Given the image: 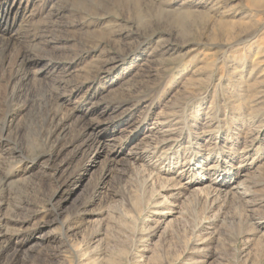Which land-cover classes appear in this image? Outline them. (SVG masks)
<instances>
[{
	"label": "rangeland",
	"instance_id": "rangeland-1",
	"mask_svg": "<svg viewBox=\"0 0 264 264\" xmlns=\"http://www.w3.org/2000/svg\"><path fill=\"white\" fill-rule=\"evenodd\" d=\"M0 250L264 264V0H0Z\"/></svg>",
	"mask_w": 264,
	"mask_h": 264
},
{
	"label": "bare ground",
	"instance_id": "bare-ground-1",
	"mask_svg": "<svg viewBox=\"0 0 264 264\" xmlns=\"http://www.w3.org/2000/svg\"><path fill=\"white\" fill-rule=\"evenodd\" d=\"M244 2H245V4H247V5H250V6H254V7H256V6H258V5H261L262 4V0H244ZM202 3V2H201ZM177 9V8H176ZM217 12V11H216ZM188 13V12H187ZM190 13V12H189ZM201 13V18H200V20H199V24H202V25H204L205 27L207 26V25H211V26H213V28L211 29L212 30V34L211 35H213V38H216L217 36H219V33H220V31H222L223 33H226L227 34V32L228 31H230V29L234 26V25H238L239 27H244V25H246V23H234V22H232V21H230V20H225L222 16L219 18H215L213 15H211V14H208L207 12H200ZM199 14V13H198ZM191 15V14H190ZM192 17V16H191ZM197 34H199L200 36L201 35H203V33L202 32H200V33H197ZM196 34V35H197ZM125 35V34H124ZM212 38V39H213ZM216 40V39H215ZM100 75V74H99ZM241 75V74H240ZM97 78V77H96ZM102 79V78H101ZM94 85V84H93ZM78 92V91H77ZM137 102V101H136ZM135 104V103H134ZM141 105V104H140ZM143 105V104H142ZM119 106V105H118ZM104 107V106H103ZM113 111H115V110H113ZM57 112V111H56ZM58 112H59V109H58ZM58 114V113H57ZM62 114V113H61ZM65 115H67V114H65ZM60 116V115H59ZM70 116V115H69ZM67 118H68V116H67ZM8 119V118H7ZM64 120V119H63ZM65 120H66V118H65ZM110 121V120H109ZM55 122V121H54ZM79 122V121H78ZM57 123H58V119H57ZM60 123V122H59ZM82 124V123H81ZM60 125H61V123H60ZM89 125V124H88ZM6 127V126H5ZM52 127V126H51ZM55 127V126H54ZM57 127V126H56ZM55 127V128H56ZM81 127H82V125H81ZM86 127H87V125H86ZM54 128V129H55ZM85 128V127H84ZM83 128V129H84ZM88 128V127H87ZM82 129V128H81ZM81 129H80V131H81ZM51 130V129H50ZM86 130V129H85ZM54 132V131H53ZM104 132V131H103ZM62 133V132H61ZM86 133V132H85ZM88 133V132H87ZM93 133V132H92ZM103 134V133H102ZM50 136V135H49ZM78 136H80V135H78ZM46 137V136H45ZM53 137V136H52ZM56 137V136H55ZM54 137V138H55ZM51 138V137H50ZM60 138V137H59ZM77 138V137H76ZM88 138V137H87ZM87 138H86V140H87ZM52 139V138H51ZM94 139V138H93ZM95 139H96V137H95ZM94 139V140H95ZM54 140V139H53ZM58 140V139H57ZM57 140H55V141H53V142H51V144H56V142H57ZM82 140V139H81ZM49 141V140H48ZM64 141V140H63ZM93 141V140H92ZM82 142H83V140H82ZM81 142V143H82ZM100 142V141H99ZM45 143H46V141H45ZM84 143V142H83ZM48 144V142L46 143V145ZM57 144H58V142H57ZM93 144V143H92ZM54 145H52V146H54ZM84 145V144H83ZM46 147H48V146H46ZM57 147V146H56ZM91 147H93L92 145H91ZM49 148V147H48ZM71 150V149H70ZM107 151V150H106ZM50 153H52L51 151H49ZM21 163V162H20ZM9 165V164H8ZM31 165V164H30ZM11 166V165H10ZM16 168V167H15ZM57 171V170H56ZM54 177H55V175H54ZM6 181V180H5ZM9 183V182H8ZM5 184V183H4ZM7 185V184H6ZM3 188V187H2ZM51 201H52V199H51ZM5 202V201H4ZM54 203V202H53ZM38 204V203H37ZM56 206V205H55ZM54 211V210H53ZM57 212V211H56ZM58 216V215H57ZM63 218V217H62ZM6 226V225H5ZM3 246V245H2ZM2 248H4V247H2ZM18 249V248H17ZM0 251H2V250H0ZM4 251V250H3ZM15 253V252H14ZM52 253V252H51ZM14 261V260H13ZM16 263V262H15Z\"/></svg>",
	"mask_w": 264,
	"mask_h": 264
}]
</instances>
